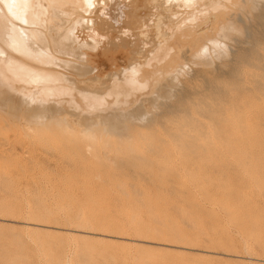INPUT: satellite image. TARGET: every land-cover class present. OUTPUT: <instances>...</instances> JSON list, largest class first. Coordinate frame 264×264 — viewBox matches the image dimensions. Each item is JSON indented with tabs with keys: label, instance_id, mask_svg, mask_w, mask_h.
Segmentation results:
<instances>
[{
	"label": "rangeland",
	"instance_id": "obj_1",
	"mask_svg": "<svg viewBox=\"0 0 264 264\" xmlns=\"http://www.w3.org/2000/svg\"><path fill=\"white\" fill-rule=\"evenodd\" d=\"M124 1L126 3V0ZM137 1H138V9H139V10L137 9L138 13L136 10L134 13L132 12L128 13V11L127 12L125 11L126 14H123V19L124 20L126 19L127 23L126 22L123 23L124 20L121 18L123 21H120V25H119L118 23L119 20L117 21L118 23L117 24L115 23V20H113V18L110 19L112 20L110 23H113V24H112V28L109 31V36L111 35L110 36L111 41L108 46H107L106 40L104 39L105 37H103V33H98L99 31L96 30V26H95V29H93L94 28L92 26L93 24H89L88 22H86V20L84 21L82 19L84 17L83 14H85L86 17L84 18L87 20L90 19L92 16L89 13L90 8L87 7V4H84V10L87 11V8H88V13H85V11L79 12L81 16L83 15L82 17L78 15H73L72 13H67L65 9L59 10L58 12L59 14L56 13L57 15L55 14V12H53L52 13L53 15L51 16L52 18L51 20L53 21V23L56 20H58L55 22L56 25L54 24L56 27L53 25L52 21H50L49 24L48 22L47 24L41 23L39 19L46 20V16L40 15L37 10L36 11H34V9L25 10L26 13L23 12L24 14H22V16H20L18 19H23V20L25 19V21L28 23V24L26 23V26L24 27H26L28 34L31 36L33 40L32 42L33 46L35 42V46L33 48L36 52L34 51V53L37 54L38 56L37 55L35 56H37V58L40 59V62L30 61V63L32 65L33 63H35L34 64L35 67H37L36 65H39L40 67H37V69L39 68L41 71H47L49 69L48 70L49 75L51 72L52 76L57 74L56 76L59 77V79H63V78L67 79L65 83L69 82L71 84H77V80H79V78L80 80L84 79L83 81L84 83L85 82L86 83L84 84V86L82 85L81 88L85 92H88V91L92 92L91 91L92 89H89L88 86H90V84H92L94 81H97L99 79L103 87H109L111 80L113 78H118V77L120 79L125 78L124 75L125 73H127L128 68L130 70H137L136 67H138L141 64H144L143 62L145 61H149L152 56V52L157 47H159L160 45L166 42V41L163 42L166 38L157 34L155 30L156 29L155 28L156 19L154 18H157L158 15H160L161 13V16L163 18L162 20L164 21V19L166 18V20L169 22V23H166L167 21L165 20L164 21L165 23L161 21V24H160V27H162L161 29H163V30L160 29L161 32H163V35L164 33L165 35L167 34L165 37L168 38V36H170L174 30L173 29L174 27L170 26L171 20L172 22L174 21V18H172L173 17L172 15L170 17V14L165 12L164 10H161L159 5L148 6V3L146 0H137ZM115 3H116L115 0H113L112 6H114ZM164 4L165 6H168L169 5L168 0H165ZM173 4H176L177 6ZM173 4H172V8L174 6L176 8L175 7H174L175 9L173 8L174 13L172 14L180 13L181 12L180 10L182 11L187 10L185 6L184 5H183L184 7L181 6L179 2L177 3L174 2ZM102 11H103V8L98 12L101 16L104 15ZM167 14H169V17L171 19L168 18ZM87 16L90 18H88ZM126 17H128V19ZM60 18H61V21H59ZM102 18L105 19V16H103ZM134 20H137V21H134ZM143 20L145 22L141 24V21ZM128 21L130 22L129 24H128ZM141 26L142 28H140ZM27 27L30 29H28ZM40 27L42 31H44V33L41 32ZM59 27H60V30H58ZM11 28H12V31L15 30L13 31V33L11 31ZM52 28L54 29V31H52L53 30ZM0 29H1L0 30V36H1L0 45L3 46V47L0 46V52L2 53L4 50L9 51L10 47L12 46L15 47L18 44L17 36L19 32L17 31L18 26L9 27V29L5 27H0ZM2 29L5 34L2 32ZM31 30L32 31L37 30L36 31L37 35L35 32H32ZM56 30H58L57 31L58 33L56 32ZM120 30H124L126 32L121 34ZM7 31L9 32L11 31L12 35L11 33H8ZM141 31L142 33L146 34L145 37H143V35L141 34ZM6 32L8 34H6ZM32 33L35 35L33 36ZM92 33L96 34L95 37L94 35H92ZM5 35L7 38L5 37ZM38 35H40V37H36ZM117 35L118 36L122 35V36L118 37ZM2 36L4 37V39H2L3 38ZM8 36L9 37L11 36L10 38H11V41L13 40L12 42H14V45L12 44L10 39H8L9 38ZM46 37L49 38L48 39L49 41L46 39ZM37 38L39 39L37 40ZM53 38L54 39L57 38L56 41H54ZM6 39L7 41H4ZM84 39L85 41H83ZM57 41H59V43L61 42L62 44L60 43L61 45H59ZM80 41L83 44L80 43ZM6 42L8 43L11 42V43L8 44ZM38 42H40V44ZM263 42H264V31H263ZM23 44L24 42L22 43L19 42L18 47L19 48L25 47V45ZM40 45L42 48L40 47ZM155 45L157 47L154 48ZM49 47H51V49ZM110 48H112L113 50ZM51 50L52 52L59 51L57 56L60 57V59L62 60L64 58H65V61L67 62L70 61L71 58L72 60L65 64L60 63L57 60L58 57H55L56 55L53 56L52 53L49 52ZM37 51L39 52L41 51L45 53L44 55H40V53H37ZM64 51L66 53H64ZM110 51L112 53L115 51L116 53L114 52L112 54ZM60 52H61V55L59 54ZM92 52L93 53L99 52V55L93 54ZM105 52L106 53L108 52L107 54L109 55H107ZM46 55L49 57H47ZM89 57L91 58V61H94V62L91 63V61L89 60L90 59ZM101 59L103 61H101ZM74 60H76L77 62ZM97 60L99 61V63ZM23 61L29 63L28 60L24 59ZM78 61H79V64H78L79 66L77 65ZM44 63H47V64H44ZM63 65L64 67H62ZM58 66H60V68ZM66 66L69 68H66ZM41 67L42 68L44 67L45 69L43 68L44 69L43 70ZM50 67L51 68L54 67L57 70L56 73L55 71H53L55 69L50 70ZM196 67L198 68V65ZM87 68L90 70H88ZM241 68L238 69V72H240L242 76L244 77L242 78L243 81H239L237 86L226 85L227 87L224 86L222 89L224 91L223 92L224 100L225 102L226 101L227 102L226 103L224 102L223 104L224 108L222 107L223 109H220L221 110L220 112H216L217 111L216 109H218L216 105L215 106L212 105L210 101L206 102L208 103L207 105L208 107L207 106L204 107V109L206 108L205 109L206 111L203 112V115L206 114L204 122H207V123H205L204 127H201L202 124L200 125V123H198V129H199L198 130V144L199 145L197 149L194 147L195 140H194L193 134L195 133L194 132L195 130H193L194 129L193 125H191V127L188 128L191 131L192 138L189 137L188 140L186 141L183 139L184 141L181 142L182 146L181 145L177 146L175 152L170 149V143L172 142L171 140L167 142L165 139L161 140L160 138H158V139H155L157 142L155 141V143L151 145V147H148V144H147L148 140L145 139L143 141L145 135L143 134L142 137L138 135L139 137L136 138V145L139 147V150L137 153V159L140 160L139 163H141L143 166L144 165L146 166V169H145V166L144 167L142 166L140 168L141 170L139 168L137 169L134 167V164L130 162L128 163L122 162V163L117 164L115 167L107 166L108 167L107 168L106 167L107 164H105V162L103 161L104 159L101 157L102 156L101 154L102 153V150H101L102 142H99L97 145H94V148L97 146V148H95V150L97 151V154L94 149H93L94 151H92L94 156H97V158H99L98 159L99 161H96L94 160V156L92 157V155H91L92 158L89 159L90 157L88 155L89 153L87 154V152H84L85 150H83V145L80 144L81 143L80 139H78L76 142V137L78 134H80L78 133L80 131L79 129H81L85 125L87 127H89V125H92L93 123L92 120L94 118L93 116L95 115V113L101 114L102 116H106V114H110L109 115L110 119H108V123H109L108 126L115 127V125L118 124L116 128L118 130L120 129L119 131H122L121 129L123 128L120 126L122 125L121 119L125 118V117L120 118L118 117L119 115L125 114V112H130L132 113L133 117L131 115L130 116L127 115V117L130 121L134 122L136 120L135 118L140 119L141 116L145 117L149 113H154L156 110L153 109L154 112H151L153 110L150 109V106L152 105L151 103L153 102L152 94L155 93L156 96H160L161 98L163 96V99H165L168 95L170 96L171 92L167 90L169 89L167 88L169 84V80L171 81L169 77L173 79L176 73L170 72L168 73V75L166 74L167 75L166 76L165 73L163 72V74H161L160 76L161 81H159L154 86L152 85L153 83L149 84L148 89L140 91V93L136 94V96L138 97V101L137 103H135L136 105L134 103L131 104V99L129 98L125 100L122 98L121 99L119 98L117 101H114L113 99H110V98H106V101L108 100L107 102L108 106L97 107L96 110L95 109L92 110L93 112L89 110L86 112V114H84L80 110L75 109L73 106L69 108L63 103L58 104V101H57L58 99H55V100L50 99L49 104L45 105L42 108V111L45 112L46 110H51L54 108V106L55 108L53 110L56 112L57 111L69 112V110L70 112L75 111V113L69 112V114H72V116L75 114L74 115L75 117L73 119L75 121L76 120L79 121V122L76 121L79 123L77 125V127H79L77 128L78 132L76 130V134L72 135V137L71 136L66 137L63 135L62 136L60 135L61 136L60 137L58 135L59 133L58 134L56 133L55 135L53 134L55 138H57L58 142H56L57 140H55V138H52L53 135L51 134L52 136L51 137L48 136L47 138H51L54 140L48 139V142H46L47 138H45L46 140L45 139L41 140L40 138H38V140L40 139L39 141H42V143L40 142L39 143L40 145H37L38 144L37 142H39V141H36L37 138L34 139L32 137L30 138L31 141L27 140V138L29 137L23 134L24 131L20 129L21 127L19 128L18 122L16 120L14 119L13 120H10V119L3 120L4 122L0 123V125L3 126V128H1L2 126H0V130H1L0 131L1 133L0 142L2 144V145L0 144V147H1L0 148L1 149L0 150V182H1L0 183L1 185L0 186V264H264V90H262L261 85H258L257 87V85H252V83H248L249 78L252 76L251 75L252 69L250 67L243 66ZM67 69L71 71L68 72ZM130 70H128V72ZM72 71L74 75H72ZM86 71H88L87 74H86ZM89 71H91L90 74H89ZM247 71H248V74H247ZM65 72L66 73L68 72L67 75H65L66 74ZM186 72L190 73V70L187 68ZM77 73H79V75ZM83 73L86 75L84 76ZM18 75L19 74H16L17 77ZM75 76L77 80H75ZM90 77L94 79H91ZM104 77L105 79H103ZM72 78H74L73 81H72ZM167 78H168V81H167ZM107 79L109 82L107 81ZM164 80L166 81L167 85L164 84L165 82ZM105 81H107L108 83L106 84ZM104 83L106 86H104ZM158 84H161V85L159 86ZM162 84H164V86L166 85L165 86L166 90L163 89L165 87ZM27 86L28 87H26L25 84L22 85V83H20L17 86L12 87V89L9 86L1 87L0 88V102H1L0 105L1 106L4 105L3 107L7 111L9 109L8 111L9 113H13V110H14L16 113V114L14 113V116H18L20 114L21 115L20 117H23L22 113L23 114L25 113V115L26 114L29 115V113L30 114L33 113L32 109L36 110L37 108L36 106L37 102H35V100H34L35 105L32 104L34 103L33 97H35L36 91H37L36 96L39 95L41 92L38 91L37 89H32L30 85H27ZM157 86H159V89ZM84 87L85 88L87 87L86 90ZM3 88H5V90L7 88L8 90L4 92ZM17 89H20V90L17 91ZM26 89L32 92L30 93L31 95L28 94L29 92ZM161 89L163 90L162 92H161ZM78 90L81 92H84L81 89H78ZM7 92H11V93H7ZM158 92L161 95L158 94ZM13 93H15L14 98L16 100L13 98ZM25 93L28 95V97L30 96L29 97L30 99H28ZM260 93L262 95H260ZM6 94H8V96H6ZM17 96H20L18 97V100H17ZM169 96H168V100H171ZM5 97H7L8 100H6L7 98L5 99ZM10 100L12 101V105H13L12 108H9L10 106H12L10 105ZM21 101H25V102L22 103ZM13 102H15L14 103L15 105L13 104ZM19 103L20 105L23 104L22 107L18 105ZM79 103L83 108L88 107L87 104L82 102L81 99ZM138 104L140 105L142 104L141 107ZM147 104H150V106ZM7 105L9 106L8 108H7ZM109 105H111L112 109L110 108ZM19 106L20 108H17ZM23 106H27V107L23 108ZM28 107L29 109L30 107L32 109L28 110ZM225 109L226 110L228 109V110L226 111ZM27 111H31V112L27 113ZM78 111L79 113H77ZM207 111L209 112L208 114L206 113ZM76 115H79V116L77 117ZM111 115L113 116V118ZM82 117L84 118V120ZM114 117H116L117 120L120 118L119 119L120 121L115 120ZM80 120L82 123L80 122ZM11 121H14L13 122L14 124H11ZM15 122L17 124H15ZM211 122L214 124H212ZM12 125L17 126L18 129L16 132H15L16 126H12ZM210 125L212 126L211 129L209 127ZM205 127L207 128L205 129ZM203 128L205 129V131L203 130ZM225 128L227 129L225 130ZM216 130H220V131L217 132ZM199 132L201 134H205L206 137L205 135H203L202 136L203 139H201L200 137L201 134L199 135ZM208 132L209 134L212 135V136L210 135L211 137H213L212 139L209 135L208 136L210 139L207 137L206 133ZM222 132L223 134H221ZM21 136L24 138L26 136L25 139L28 142L26 140L23 141L24 138H22ZM79 136L80 135H78V138H80ZM59 137H60V140H59ZM62 137L63 138L65 137L64 142L62 141L63 140ZM68 137L71 139H69ZM19 138L22 140H20ZM218 138L220 141L218 140ZM144 142H146L147 145ZM188 142L190 143L188 144ZM228 142L230 145H228ZM65 143H68V144L66 145ZM203 143L205 144L203 145ZM31 144H33V146ZM79 144L81 145V147ZM61 145H63L64 147ZM31 146L32 148H30ZM48 146L51 148V150ZM224 146H226L227 148ZM230 146L231 148H229ZM186 147L188 148L187 150H186ZM219 147L221 148V150ZM243 147L245 149H243ZM20 148L22 149L20 150ZM62 148L63 149L65 148V149L63 150ZM153 148L156 150L157 155L160 157V160H163V161L166 160L164 165L157 164L152 168L150 167V164H148L147 166L148 162L146 159V155L148 153V149H153ZM179 148H182V149H179ZM40 149H44V150H40ZM1 152H4V153H1ZM26 152L27 153L29 152V153L27 154ZM61 153L64 155L62 156ZM109 154H113V153H109ZM66 155H68V157ZM243 156H245L246 158ZM59 158L60 160H57ZM28 163L30 164V166ZM33 163H35V165ZM26 164L28 166H26ZM178 166H179V170H178ZM166 167H168V169ZM172 168L173 169L175 168V169L173 170ZM77 169H78V172H77ZM143 170L146 172H144ZM4 172H5V175H4ZM93 173L95 175V178L93 177L94 176ZM151 173L152 175H150ZM9 174H11L10 178H9ZM98 175H99V178H98ZM33 178L35 179V181ZM149 178L151 180H149ZM115 181H117L118 183ZM153 181L155 183H153ZM21 182H23L24 184L23 183L21 184ZM119 184L120 186L122 185L121 189L123 188V186L125 187L123 189L126 192L123 189H122L123 191L120 189V187L118 186ZM116 185L118 186V189L116 188L117 187ZM91 186L93 187V189ZM99 186L100 188H98ZM109 186H110V189L108 188ZM131 186L133 189L132 193L130 189ZM39 189H40V192H39ZM90 189H91V192H90ZM22 190L23 191L25 190L24 191L25 193ZM17 191H20V192H17ZM120 191L123 193L125 192L124 193L125 195L122 194ZM136 191L139 192V197L135 196L137 195ZM132 194H135L134 197H136V200ZM36 196L38 197L36 198ZM128 197L130 198L128 199ZM213 197L215 199H213ZM21 199L22 201H20ZM98 200H100V202H97ZM141 200H144L145 202L143 201L141 202ZM136 201H138L139 203ZM218 201H220L221 203H224L226 206L218 204ZM141 203L142 204L144 203V204L142 205ZM139 204L142 206H140ZM176 210L180 211L181 213H179L178 211L176 212ZM79 211H80V216L77 217V215H79ZM152 213H155V214L151 215ZM183 213L185 214V216ZM180 214H183L182 215L183 218L180 217L181 216ZM79 217L87 218L89 219V222L91 219L97 220L98 222H101V220H104V219L109 220V222H112L113 228L109 229V231H106V227L102 224L99 225L98 222L95 223V226L87 228V226H85L84 221H78L76 219ZM133 217H134L135 222L131 220V218ZM157 221L159 223H157ZM185 221H187V223ZM133 222L134 224L136 223L138 224L136 225L142 231V233H136L134 231ZM173 227H177L180 229L182 237L184 236L183 242H179L174 238L173 235H175V233H171V232L168 233L167 228H173ZM155 229L156 231L158 229V232L160 231V233L162 232L161 239H155L153 237H150V235L155 234L156 232L154 231Z\"/></svg>",
	"mask_w": 264,
	"mask_h": 264
},
{
	"label": "bare ground",
	"instance_id": "obj_2",
	"mask_svg": "<svg viewBox=\"0 0 264 264\" xmlns=\"http://www.w3.org/2000/svg\"><path fill=\"white\" fill-rule=\"evenodd\" d=\"M148 3V6L151 5H159L161 10H164L165 12L170 14L173 16L172 18H174V21L172 22L171 20V25L173 26L174 30L172 32V34L170 36L165 37V33L163 35V32H161L162 27H160L161 21L164 22L166 20V18L164 19V21L162 20V16L161 13L160 15H158L156 19V26H155V30L157 32L158 35L166 38L163 42H165L164 44L160 45L159 47H157L156 45L154 46L157 47L153 52H152V56L150 58L149 61H145L143 62L144 64L141 65H136L138 67L137 70H130L128 68V70H130L127 73H125V78L120 79L118 78H113L111 80V83L109 85V87H103L100 83V79L97 81H94L92 84H90V86H88L89 89H92L88 92H85L81 86L86 83H84V79L83 80H77L76 76H75V80H77V84H71L69 82L65 83V81H67V79L63 78V79H59V77H57L56 75L52 76V73H49V69L47 71H41L39 68L37 69V67H40L39 65H36L37 67L34 66L35 63H33V65L30 63L31 62H40V59L37 58V54L34 53V46H35V42H34V46L32 44L33 40L31 38V36L28 34L27 30H26V21L25 19H18L20 16H22V14H24L23 12H25V10L27 9H34V11H38L40 15L46 16V20L43 19H39L41 23H45L49 24L50 21H52L51 16L53 15L52 13L55 12L58 13L59 10H66L67 13H72L73 15H78L81 16L79 14V12H84V4H87L85 0H0V27H5L8 28L9 27H17L18 29L17 31L19 32L17 38H18V44L15 47H10V50L6 51V50H2L3 52H0V88L4 87V86H9L14 87L17 86L18 84L22 83L26 85V87H28L27 85H30L32 89H37L38 91H40L41 93L39 95L36 96L35 93V97H33V102L35 100V102H37L36 106V110L32 109L30 107H28V110H33V113H29L25 115V113H22L23 117H20L21 115L19 114L18 116H14L15 111L13 110V113H9V109L8 111L5 110V108L3 107L4 103L2 104L3 106L0 105V123L4 122L3 120L5 119H10V120H16L18 122L19 128L22 129L24 131L23 134H25L27 137V140H30V138H37L36 141H39L40 139L44 140L45 138H47L48 136H52L53 134L55 135L56 133L60 136H71L76 134V130L77 125L79 124L78 122H76L73 118L75 117L74 115L72 116V114H69V112L67 111H63V112H59V111H54L53 109L51 110H46L45 112L42 111V108L49 104V100L50 99H58V104H65L67 107H74L77 110H80L82 113L86 114L87 111L91 110V112H93L92 110L95 109L97 107H106L108 100L106 101V98H110L113 99L114 101H117L119 98L121 99H131V104H135L138 101V97L136 96V94L140 93V91L146 90L148 89V85L152 84L153 86L156 85L159 81H161L160 76L161 74H163V72L165 73V75L168 73H176L175 77L172 79L171 77H169L171 79V81L169 80V84L168 87L169 89H167L169 92H171L169 98H171V100H168V96L165 99H163L160 96H156L155 93L152 94V98H153V102L151 103L152 105L150 106V104H147L150 106L151 110H156L154 113H149L147 114V116L143 117L141 116V118H134L135 123L130 121L127 117V115H131L132 113L130 112H125V114H121L118 117H125V121L124 119L122 120V125H120L121 127H123L121 130L119 131L116 127L118 126V124H114L115 127H111L108 126V119H110L109 115L110 114H106V116H102L101 114H96L93 116V123L92 125H89V127H81V129H79L80 131L77 132L80 133L78 135H80L78 138V135L76 137V142L78 139H80L81 143L83 145V150H85L84 152H87V154L90 156L89 159H91L94 154L92 153V151L95 150V148H97V146L94 148V145H97L99 142H102L101 144V150H102V158L104 159L103 161L105 162L106 167H115L117 164L122 163V162H130L134 164L135 168H141L143 165L141 163H139L140 160L137 159V153L139 150V147L136 145V138H138L139 136L142 137V135L144 134V139H147V144L148 147H151V145H153L155 143V139L160 138L161 140H166L167 142H169V140H171L172 142L170 143V149L172 151L175 152L176 147L181 145L182 141H186L188 140V138H192L191 135V131L188 129L189 127H191V125L194 126L195 130L193 137H194V142L195 145L194 147L197 149L198 148V123H200V125L202 124L201 127H204L205 123V115H203V112L206 111L204 109L205 106L208 105V101H210L212 103V105H216L218 107V109H216V112H220V109H223L224 107V96H223V87L228 85V86H237V84L239 83V81H243L242 78H244L242 76V74L240 72H238V69H240L241 67H250L252 69L251 71V77L249 78L248 83H252V85H261L262 90H264V42H263V31H264V0H168L169 5L165 6L164 1L165 0H146ZM161 1V2H160ZM115 5L112 6L113 0H92V3L95 5L93 8L89 9V13L91 16L88 17L90 19H85L84 17L82 18L84 21L86 20V22H88L89 24H93L92 26L94 27L93 29H95L96 26V30H98V33H103V37H105L104 39L106 40L107 46L110 44L111 38L109 36V31L112 28V24L110 23L112 20H110L111 18H113V20H115V23H117V21L119 20V25H120V21H123V14H126V12H132L134 13L137 9H138V1L137 0H126V3L124 0H115ZM160 2V3H159ZM174 2H179L181 6H185L186 11H182L180 13L177 14H172L173 12V7L172 8V4ZM146 4V3H145ZM176 5V4H173ZM177 6V5H176ZM183 6V7H184ZM103 8V13L105 16V19L102 18L103 16H101L98 12ZM156 8V7H155ZM176 8V7H175ZM174 8V9H175ZM180 8V7H179ZM182 8V7H181ZM149 9V8H148ZM178 9V8H177ZM176 9V10H177ZM139 10V9H138ZM137 10V13H138ZM156 10V9H155ZM33 11V12H34ZM126 11V12H125ZM152 11V10H151ZM150 11V12H151ZM159 11V10H158ZM157 11V12H158ZM156 12V11H155ZM162 12V11H161ZM179 12V11H178ZM3 13V14H2ZM26 13V12H25ZM85 13H88V8L87 11H85ZM127 13V14H128ZM59 14V13H58ZM61 14V13H60ZM168 15V18L169 17ZM26 15V14H25ZM36 15V14H35ZM57 15V14H56ZM66 15V14H65ZM82 15V16H83ZM27 16V15H26ZM67 16V15H66ZM71 16V15H70ZM69 16V17H70ZM81 16V17H82ZM128 16V15H127ZM25 17V16H23ZM36 17V16H35ZM34 17V18H35ZM38 18V17H37ZM59 18V16H58ZM57 18V19H58ZM123 20H122V19ZM128 19V17H126ZM135 18V17H134ZM65 19V18H63ZM70 19V18H69ZM72 19V18H71ZM75 19V18H74ZM131 19V18H130ZM136 19V18H135ZM171 19V18H170ZM169 19V21H170ZM12 20V21H11ZM67 20V19H66ZM76 20V19H75ZM110 20V21H109ZM146 20V19H145ZM58 21V20H56ZM55 21V22H56ZM59 21H61V18L59 19ZM65 21V20H64ZM70 21V20H69ZM68 21V22H69ZM72 21V20H71ZM137 21V20H134ZM154 21V20H153ZM167 21V20H166ZM53 23V25L56 23ZM127 23V20L125 19L123 21V23ZM145 21H141V24H143ZM66 23V22H64ZM72 23V22H71ZM117 23V24H118ZM130 22L128 21V24ZM150 23V22H149ZM165 23V22H164ZM166 23H169L168 21ZM28 24V23H27ZM58 24V23H57ZM34 25V24H33ZM54 25V26H55ZM65 25V24H63ZM87 25V24H86ZM41 26V25H40ZM47 26V25H46ZM60 26V25H59ZM62 26V25H61ZM79 26V25H78ZM115 26V25H114ZM118 26V25H117ZM150 26V25H149ZM167 26V24H166ZM29 27V26H28ZM27 27V28H28ZM56 27V26H55ZM126 27V26H125ZM165 27V26H164ZM48 28V27H47ZM66 28V26H65ZM69 28V27H68ZM87 28V27H86ZM117 28V27H116ZM142 28V26L140 27ZM145 28V27H144ZM15 29V28H14ZM30 29V28H28ZM33 29V28H32ZM35 29V28H34ZM38 29V28H36ZM53 29V28H52ZM51 29V30H52ZM58 29V28H56ZM63 29V28H61ZM89 29V28H88ZM92 29V27H91ZM115 29V27H114ZM113 29V30H114ZM161 29V30H160ZM165 29V28H164ZM1 30V29H0ZM7 30V29H6ZM41 32L44 33V31H42L41 27H40ZM50 30V31H51ZM60 30V27L59 29ZM56 30V32L58 31ZM87 30V29H86ZM125 30V29H124ZM124 30H120L121 34L125 33L126 31ZM143 30V29H142ZM12 31V28H11ZM11 31H7L8 33H11ZM15 31V30H13ZM12 31V33H13ZM16 31V33H17ZM32 31V30H31ZM37 31V30H36ZM36 31H32L35 32ZM47 31V29H46ZM45 31V32H46ZM54 31V29L52 30ZM128 31V30H127ZM3 32V29H2ZM6 32V34H8ZM49 32V31H48ZM55 32V34H56ZM67 32V31H66ZM80 32V31H79ZM85 32V31H84ZM93 32V31H92ZM118 32V31H117ZM4 33V32H3ZM11 33V35H12ZM31 33V32H30ZM58 33V32H57ZM63 33V32H62ZM78 33V32H77ZM89 33V32H88ZM113 33V32H112ZM5 34V33H4ZM33 34V33H32ZM41 34V33H40ZM46 34V33H45ZM44 34V35H45ZM54 34V35H55ZM64 34V33H63ZM80 34V33H79ZM85 34V33H84ZM143 37L146 36V34L142 33ZM2 35V34H1ZM35 34H33L34 36ZM37 35V33H36ZM95 35L96 34H93ZM125 35V34H124ZM127 35V34H126ZM129 35V34H128ZM157 35V36H158ZM51 36V34H50ZM59 36V35H58ZM67 36V35H66ZM101 36V34H100ZM118 36V35H117ZM122 36V35H119ZM118 36V37H119ZM1 37V36H0ZM3 37V36H2ZM6 37V35H5ZM9 37V36H8ZM11 37V36H10ZM10 39L11 41V38ZM13 37V36H12ZM36 37H40V35L36 36ZM45 37V36H44ZM49 37V35H48ZM63 37V36H62ZM68 37V36H67ZM87 37V35H86ZM98 37V36H97ZM125 37V36H124ZM148 37V36H147ZM161 37V38H162ZM7 38V37H6ZM42 38V37H41ZM64 38V37H63ZM80 38V37H79ZM121 38V37H120ZM119 38V39H120ZM131 38V37H130ZM141 38V37H140ZM158 38V37H157ZM163 38V39H164ZM4 39V37L2 38ZM39 38H37L38 40ZM46 39L48 40L49 38L46 37ZM54 39V38H53ZM57 38L54 39V41H56ZM65 39V38H64ZM118 39V38H117ZM126 39V38H125ZM124 39V40H125ZM154 39V38H153ZM159 39V38H158ZM42 40V39H40ZM66 40V39H65ZM100 40V39H99ZM133 40V39H132ZM146 40V39H145ZM4 41H7L4 40ZM13 41V40H12ZM11 41V42H12ZM49 41V40H48ZM51 41V40H50ZM85 41V39L83 40ZM91 41V40H90ZM134 41V40H133ZM159 41V40H158ZM9 42V40H8ZM6 42V43H8ZM10 42V43H11ZM19 42H24L23 45H25V47L23 48H19ZM53 42V41H52ZM59 45H61L59 43V41H57ZM98 42V40H97ZM162 42V43H163ZM4 43V42H3ZM8 43V44H10ZM40 44V42H38ZM36 43V44H38ZM55 43V42H54ZM80 43H82L80 41ZM1 44V43H0ZM12 44L14 45V42H12ZM47 44V43H46ZM57 44V43H56ZM57 44V45H58ZM66 44V43H65ZM83 44V43H82ZM91 44V43H90ZM128 44V43H127ZM216 44H223L224 47L227 49V54L226 55H218L217 54V49H215V45ZM6 45V44H5ZM51 45V44H50ZM71 45V44H70ZM78 45V44H77ZM92 45V44H91ZM125 45V44H124ZM134 45V44H133ZM152 45V44H151ZM2 46V45H0ZM54 46V44H53ZM65 46V45H63ZM69 46V44H68ZM93 46V45H92ZM96 46V45H95ZM113 46V45H112ZM3 47V46H2ZM1 47V49H2ZM41 47V45H40ZM52 47V46H51ZM51 47H49L51 49ZM75 47V46H74ZM101 47V46H100ZM114 47V46H113ZM112 47V48H113ZM116 47V45H115ZM127 47V46H126ZM42 48V47H41ZM48 48V47H47ZM63 48V47H62ZM76 48V47H75ZM110 48V49H112ZM131 48V47H130ZM143 48V47H142ZM152 48V47H151ZM149 48V49H151ZM5 49V48H4ZM58 49V48H57ZM84 49V48H83ZM116 49V48H115ZM40 50V49H39ZM43 50V49H42ZM41 50V51H42ZM53 50V49H52ZM51 52L53 56L58 57V52L59 51H54ZM56 50V49H55ZM66 50V49H65ZM96 50V48H95ZM113 50V49H112ZM118 50V49H117ZM143 50V49H142ZM205 50H207L205 52ZM39 52L37 51V53H40V55H44L45 52ZM70 51V49H69ZM98 51V50H97ZM116 51V50H115ZM114 51V52H115ZM36 52V51H35ZM48 52V50H47ZM78 52V51H77ZM87 52V51H85ZM96 52V51H95ZM111 52V51H110ZM113 52V53H114ZM149 52V50H148ZM64 53H66L64 51ZM70 53V52H69ZM90 53V52H88ZM93 53V52H92ZM91 53V54H92ZM106 53V52H105ZM108 53V52H107ZM106 53V54H107ZM112 53V52H111ZM112 53V54H113ZM116 53V52H115ZM133 53V52H132ZM61 55V52L59 53ZM75 54V53H74ZM87 54V53H86ZM90 54V55H91ZM96 55H99V52L97 53H93ZM37 55V56H35ZM50 55V54H49ZM64 55V54H63ZM70 55V54H69ZM78 55V54H77ZM89 55V54H88ZM109 55V54H107ZM132 55V54H131ZM140 55V54H139ZM143 55V54H142ZM149 55V54H147ZM151 55V54H150ZM198 55V56H197ZM47 56V55H46ZM44 56V57H46ZM71 56V55H70ZM106 56V55H105ZM111 56V55H110ZM40 57V56H39ZM42 57V56H41ZM49 57V56H47ZM92 57V56H91ZM103 57V56H102ZM142 57V56H141ZM149 57V56H148ZM63 58V57H62ZM74 58V56H73ZM90 58V57H89ZM94 58V57H93ZM28 60V62H25L23 60ZM43 59V58H42ZM87 59V58H86ZM108 59V58H107ZM111 59V58H110ZM45 60V59H44ZM56 60V59H55ZM57 60L60 63H68L70 61H65V58L62 60L60 59V57L57 58ZM69 60V59H68ZM91 61V58L89 59ZM94 60V59H93ZM143 60V59H142ZM49 61V60H48ZM76 61V60H74ZM73 61V62H74ZM86 61V60H85ZM98 61V60H97ZM101 61H103L101 59ZM108 61V60H107ZM113 61V60H112ZM55 62V61H54ZM77 62V61H76ZM94 61H91V63ZM96 62V61H95ZM106 62V61H105ZM109 62V61H108ZM107 62V63H108ZM48 63V62H47ZM44 63V64H47ZM99 63V61H98ZM37 64V63H36ZM39 64V63H38ZM51 64V63H49ZM75 64V63H74ZM79 64V61L77 63V65ZM82 64V63H81ZM80 64V65H81ZM85 64V63H84ZM96 64V63H95ZM106 64V63H105ZM57 65V64H56ZM61 65V64H60ZM86 65V64H85ZM94 65V64H93ZM92 65V66H93ZM101 65V64H100ZM103 65V64H102ZM198 65V68L196 67ZM79 66V65H78ZM104 66V65H103ZM111 66V65H110ZM49 67V66H48ZM55 67V65H54ZM51 68L55 69V68ZM57 67V66H56ZM60 68V66H58ZM64 67V65L62 66ZM91 67V66H90ZM98 67V66H97ZM132 67V66H131ZM240 67V68H239ZM42 68V67H41ZM44 68V67H43ZM42 68V69H43ZM66 68H69L66 66ZM96 68V67H95ZM187 68L190 70V73H187L189 71L186 72ZM45 69V68H44ZM43 69V70H44ZM63 69V68H62ZM61 69V71H62ZM72 69V68H71ZM77 69V67H76ZM81 69V68H80ZM88 69V68H87ZM86 69V70H87ZM132 69V68H131ZM242 69V68H241ZM65 70V69H64ZM68 70V69H67ZM66 70V71H67ZM74 70V69H73ZM85 70V69H83ZM90 70V69H88ZM95 70V69H93ZM248 70V69H247ZM56 73V69L53 70ZM71 70H68V72ZM123 71V70H122ZM67 72V73H68ZM91 71H89L90 74ZM101 72V71H100ZM126 72V71H124ZM244 72V71H243ZM54 73V74H55ZM62 73V72H60ZM66 73V72H65ZM67 73L65 75H67ZM71 73V72H70ZM75 73V72H74ZM88 73V71H86V74ZM98 73V72H97ZM95 73V74H97ZM16 74H19L18 77L16 76ZM76 74V73H75ZM79 75V73H77ZM84 74V73H83ZM84 74V76L86 75ZM108 74V73H107ZM246 74V72H245ZM248 74V71H247ZM72 75L73 71H72ZM81 75V74H80ZM94 75V74H93ZM122 75V74H121ZM166 75V76H167ZM60 76V75H59ZM71 76V75H70ZM91 76V75H90ZM118 76V74H117ZM120 76V75H119ZM123 76V77H124ZM165 76V77H166ZM65 77V76H64ZM88 77V76H87ZM95 77V76H94ZM115 77V76H114ZM69 78V77H67ZM71 78V77H70ZM85 78V77H84ZM91 78V77H90ZM109 78V77H108ZM164 78V77H163ZM248 78V77H247ZM74 78H72L73 81ZM88 79V78H87ZM94 79V78H91ZM105 79V77L103 78ZM165 79V78H164ZM74 80V81H75ZM110 80V79H109ZM166 80V79H165ZM164 80V81H165ZM89 81V80H88ZM108 81V79H107ZM105 81V83L107 84L108 82ZM168 81V78H167ZM73 83V82H72ZM76 83V82H75ZM91 83V82H90ZM100 83V84H99ZM104 83V86H106ZM168 83V82H167ZM164 84H166V81L164 82ZM164 84H162L164 86ZM242 84V83H241ZM79 85V86H78ZM159 86L161 84H158ZM167 85V84H166ZM165 85V86H166ZM240 85V84H239ZM101 86V87H100ZM159 86L158 89H159ZM164 86V87H165ZM246 86V85H245ZM156 87V88H157ZM162 87V86H161ZM227 87V86H226ZM241 87V86H240ZM244 87V86H243ZM252 87V86H251ZM30 88V87H29ZM28 88V89H29ZM85 88V87H84ZM87 88V87H86ZM85 88V90H86ZM163 88V87H162ZM230 88V87H229ZM256 88V87H255ZM260 88V87H259ZM4 92H6V90H8L6 88H3ZM28 89H26L28 91ZM31 89V90H32ZM78 89L83 90L84 92L79 91ZM166 90V87L163 88ZM238 89V88H237ZM20 89H17V91ZM25 90V91H26ZM30 90V89H29ZM100 90V91H98ZM102 90V91H101ZM164 90V92H165ZM228 90V89H227ZM245 90V89H244ZM256 90V89H255ZM156 91V89H155ZM158 91V90H157ZM160 91V90H159ZM163 90L161 89V92ZM2 92V91H1ZM30 93H32L31 91H28ZM90 92V93H89ZM226 92V91H225ZM229 92V91H228ZM235 92V91H234ZM7 93H11V92H7ZM27 93V92H26ZM25 93V95H27ZM34 93V92H33ZM144 93V92H143ZM146 93V92H145ZM233 93V92H232ZM254 93V92H253ZM15 93H13V98ZM17 94V92H16ZM158 94H160L158 92ZM163 94V93H162ZM227 94V93H226ZM242 94V93H241ZM252 94V93H251ZM4 95V94H2ZM21 95V94H20ZM24 95V94H23ZM31 95V94H30ZM34 95V94H33ZM32 95V96H33ZM143 95V94H142ZM161 95V94H160ZM234 95V94H233ZM260 95H262L260 93ZM6 96H8V94H6ZM22 96V95H21ZM139 96V95H138ZM235 96V95H234ZM259 96V95H258ZM12 97V96H10ZM17 96V100H18ZM28 97V95H27ZM30 97V96H29ZM28 97V99H30ZM232 97V96H231ZM241 97V96H240ZM249 97V96H248ZM7 97H5L6 99ZM32 98V97H31ZM150 98V97H149ZM237 98V97H236ZM263 98V97H262ZM261 98V99H262ZM4 99V100H5ZM15 99V98H14ZM13 99V100H14ZM80 99L82 100V102L87 104V108H83L79 101ZM146 99V98H145ZM256 99V98H255ZM260 99V98H259ZM8 100V98L6 99ZM16 100V99H15ZM14 100V101H15ZM23 100V98H22ZM143 100V99H141ZM149 100V99H147ZM3 101V100H2ZM122 101V100H121ZM145 101V100H144ZM241 101V100H240ZM258 101V100H257ZM22 103L25 101H21ZM20 102V103H21ZM35 102L32 103L35 105ZM113 102V101H112ZM227 102V101H226ZM225 102V103H226ZM231 102V101H230ZM235 102V101H234ZM262 102V101H261ZM1 103V102H0ZM15 102H13L14 104ZM20 103L18 105H20ZM83 103V104H84ZM121 103V102H120ZM125 103V102H123ZM122 103V104H123ZM148 103V102H147ZM233 103V102H232ZM242 103V102H241ZM245 103V102H244ZM258 103V102H257ZM6 104V103H5ZM29 104V103H28ZM146 104V103H145ZM237 104V103H236ZM9 105V103H8ZM7 105V108L9 107ZM10 105H12V101L10 100ZM15 105V104H14ZM23 105V104H22ZM22 105H20L22 107ZM25 105V104H24ZM33 105V106H34ZM52 105V104H51ZM115 105V104H114ZM136 105V104H135ZM140 105V104H138ZM137 105V106H138ZM142 105V104H141ZM140 105V107H141ZM144 105V103H143ZM146 105V106H147ZM211 105V106H212ZM6 106V105H5ZM17 106V105H16ZM17 107V108H20ZM111 108V105H109ZM213 106V108H214ZM238 106V105H237ZM12 106H10L9 108H12ZM27 107V106H23ZM47 107V106H46ZM53 107V106H52ZM58 107V106H56ZM113 107V106H112ZM123 107V106H122ZM136 107V106H135ZM208 107V106H207ZM223 107V108H222ZM22 108V109H23ZM35 108V107H34ZM61 108V107H59ZM58 108V109H59ZM143 108V107H142ZM141 108V109H142ZM235 108V107H233ZM26 109V108H25ZM46 109V108H45ZM88 109V110H87ZM112 109V108H111ZM149 109V110H150ZM210 109V108H209ZM208 109V110H209ZM231 109V108H230ZM6 112H5V111ZM44 110V109H43ZM57 110V109H55ZM62 110V109H61ZM68 110V109H67ZM101 110V109H100ZM105 110V109H104ZM110 110V109H109ZM211 110V109H210ZM226 110V109H225ZM228 110V109H227ZM226 110V111H227ZM233 110V109H232ZM23 111V110H22ZM214 111V110H213ZM231 111V110H230ZM26 112V111H25ZM31 112V111H27ZM90 112V113H91ZM95 112V111H94ZM98 112V111H96ZM21 113V112H19ZM70 113H75V111L70 112ZM79 113V111L77 112ZM207 114L209 113L208 111L206 112ZM215 113V112H213ZM16 114V113H15ZM114 114V113H113ZM153 114V115H151ZM225 114V113H224ZM25 115V116H24ZM214 115V114H213ZM220 115V114H219ZM227 115V114H226ZM233 115V114H232ZM77 117L79 115H76ZM83 116V115H82ZM88 116V115H87ZM91 116V115H90ZM112 116V115H111ZM230 116V115H229ZM133 117V116H132ZM215 117V116H214ZM217 117V116H216ZM232 117V116H231ZM80 118V117H79ZM78 118V119H79ZM83 118V117H82ZM92 118V117H91ZM113 118V116H112ZM119 118V119H120ZM207 118V117H206ZM211 118V116H210ZM213 118V117H212ZM220 118V117H219ZM222 118V117H221ZM115 120H117L116 117H114ZM118 119V120H119ZM225 119V117H224ZM84 120V118H83ZM113 120V119H112ZM117 120V121H118ZM212 120V119H211ZM223 120V119H222ZM231 120V118H230ZM87 121V120H86ZM89 121V120H88ZM120 121V120H119ZM208 121V120H207ZM226 121V120H225ZM6 122V121H5ZM9 122V121H8ZM14 121H11V124ZM81 122V120H80ZM85 122V121H84ZM111 122V121H110ZM219 122V121H218ZM221 122V121H220ZM227 122V121H226ZM225 122V123H226ZM82 123V122H81ZM212 123V122H211ZM239 123V122H238ZM242 123V121H241ZM8 124V123H7ZM15 124H17L15 122ZM210 124V123H209ZM214 124V123H212ZM211 124V125H212ZM224 124V123H223ZM237 124V123H236ZM244 124V123H243ZM209 126L210 129L212 126ZM218 125V124H217ZM2 126V125H0ZM9 126V125H8ZM11 126V125H10ZM12 126H16V125H12ZM119 126V127H120ZM239 126V125H238ZM217 127V126H216ZM224 127V126H223ZM226 127V126H225ZM3 128V126L1 127ZM6 128V126H5ZM13 128V127H11ZM15 128V127H14ZM207 127H205L206 129ZM17 126L15 128V132L17 131ZM188 129V130H187ZM205 129L203 128V130L205 131ZM213 129V128H212ZM216 129V128H215ZM227 128H225L226 130ZM229 130V128H228ZM1 131V130H0ZM8 131V130H7ZM20 131V130H19ZM18 131V132H19ZM217 132H219L220 130H216ZM21 132V131H20ZM203 132V131H202ZM213 132V131H212ZM225 132V131H224ZM230 132V131H229ZM205 133V132H204ZM242 133V132H241ZM52 134V135H51ZM201 133L199 132V135ZM207 137L209 138V136L211 134L206 133ZM223 134V132L221 133ZM226 134V133H225ZM228 134V133H227ZM230 134V133H229ZM1 135V133H0ZM6 135V134H5ZM53 135V136H54ZM139 135V136H138ZM205 134H201L200 137L201 139L202 136ZM209 135V136H208ZM4 136V135H3ZM17 136V135H16ZM24 136V135H23ZM25 136V138H26ZM52 138H55V136ZM60 136V137H61ZM76 136V135H75ZM212 136V135H211ZM210 136V137H211ZM231 136V135H229ZM238 136V135H237ZM244 136V135H243ZM254 136V135H253ZM22 137V136H21ZM57 137V135H56ZM59 137V140H60ZM74 137V136H73ZM206 137V135H205ZM204 137V138H205ZM224 137V136H223ZM236 137V136H235ZM245 137V136H244ZM15 138V137H14ZM24 138V137H22ZM23 139L26 140V139ZM38 138H40L38 140ZM63 138V137H62ZM61 138V140H62ZM65 138V137H64ZM64 138H63V142H64ZM69 138V137H68ZM75 138V137H74ZM213 137H211L212 139ZM225 138V137H224ZM223 138V139H224ZM241 138V137H240ZM20 139V138H19ZM48 139L50 140L51 138H47L46 142H48ZM71 139V138H69ZM184 139V140H183ZM210 139V138H209ZM222 139V138H221ZM226 139V138H225ZM238 139V138H236ZM254 139V138H253ZM22 140V139H20ZM19 140V141H20ZM26 140V141H27ZM54 140V139H51ZM55 140H57V138H55ZM75 140V139H74ZM142 140V139H141ZM140 140V141H141ZM179 140V141H177ZM193 140V139H192ZM219 140V138H218ZM227 140V139H226ZM31 141V140H30ZM35 141V142H36ZM72 141V140H71ZM69 141V142H71ZM160 141V140H159ZM220 141V140H219ZM233 141V139H232ZM3 142V141H2ZM5 142V141H4ZM18 142V141H17ZM28 142V141H27ZM42 143V141L37 142V145H40L39 143ZM58 142V140L56 141ZM74 142V141H73ZM157 142V141H156ZM165 142V141H164ZM203 142V140H202ZM218 142V141H217ZM226 142V141H225ZM33 143V142H31ZM52 143V142H51ZM138 143V142H137ZM141 143V142H140ZM146 144V142H144ZM190 142H188L189 144ZM211 143V142H209ZM223 143V142H222ZM232 143V142H231ZM241 143V142H240ZM255 143V142H254ZM1 144V142H0ZM7 144V143H6ZM48 144V143H46ZM60 144V143H59ZM66 145L68 143H65ZM71 144V143H70ZM75 144V143H74ZM79 144V145H80ZM146 144V145H147ZM183 144V143H182ZM201 144V143H200ZM205 143H203L204 145ZM233 144V143H232ZM246 144V143H245ZM2 145V144H1ZM11 145V144H10ZM33 146V144H31ZM45 145V144H44ZM53 145V144H51ZM78 145V147H79ZM162 145V144H161ZM185 145V144H184ZM193 145V144H192ZM217 145V144H215ZM220 145V144H219ZM228 145L229 142H228ZM20 146V145H19ZM30 146V145H29ZM32 146L30 148H32ZM47 146V145H46ZM60 146V145H59ZM63 146V145H61ZM69 146V145H68ZM72 146V145H71ZM100 146V145H99ZM155 146V145H154ZM159 146V145H158ZM182 146V145H181ZM189 146V145H187ZM210 146V145H209ZM5 147V146H4ZM38 147V146H37ZM49 147V146H48ZM64 147V146H63ZM81 147V145H80ZM138 147V148H137ZM145 147V146H144ZM185 147V146H184ZM206 147V146H204ZM208 147V146H207ZM226 147V146H224ZM246 147V146H245ZM251 147V146H250ZM254 147V146H253ZM1 148V147H0ZM11 148V147H10ZM19 148V147H18ZM17 148V149H18ZM23 148V147H22ZM20 148V150L22 149ZM28 148V147H27ZM40 148V147H39ZM50 148V147H49ZM60 148V147H59ZM210 148V147H209ZM217 148V147H216ZM220 148V147H219ZM227 148V147H226ZM231 148V146L229 147ZM16 149V150H17ZM34 149V147H33ZM61 149V148H60ZM63 149V148H62ZM65 149V148H64ZM63 149V150H64ZM73 149V148H72ZM75 149V148H74ZM79 149V148H78ZM82 149V148H81ZM94 149V150H93ZM157 149V148H156ZM166 149V148H164ZM182 149V148H179ZM188 148L186 147V150ZM201 149V148H200ZM240 149V148H239ZM243 149H245L243 147ZM1 150V149H0ZM4 150V148H3ZM11 150V149H10ZM40 150H44V149H40ZM47 150V149H46ZM51 150V148H50ZM49 150V151H50ZM69 150V149H68ZM141 150V149H140ZM185 150V151H186ZM212 150V149H211ZM221 150V148H220ZM62 151V150H61ZM71 151V150H70ZM73 151V150H72ZM96 151V150H95ZM100 151V150H99ZM147 151V150H146ZM184 151V152H185ZM197 151V150H196ZM203 151V150H202ZM227 151V150H226ZM229 151V150H228ZM232 151V150H231ZM242 151V150H241ZM248 151V150H246ZM17 152V151H16ZM19 152V151H18ZM60 152V151H59ZM74 152V151H73ZM181 152V151H180ZM193 152V151H192ZM209 152V151H208ZM238 152V151H237ZM4 153V152H1ZM27 153V152H26ZM25 153V154H26ZM29 153V152H28ZM27 153V154H28ZM68 153V152H67ZM109 153H113V154H109ZM201 153V151H200ZM213 153V152H212ZM239 153V152H238ZM245 153V152H244ZM62 154V153H61ZM60 154V155H61ZM86 154V155H87ZM97 154V151H96ZM177 154V153H176ZM175 154V155H176ZM181 154V153H180ZM188 154V153H186ZM204 154V153H202ZM226 154V153H225ZM231 154V153H230ZM6 155V154H5ZM64 154H62L63 156ZM84 155V154H83ZM92 155V157H91ZM100 155V154H99ZM98 155V156H99ZM161 155V154H160ZM166 155V154H165ZM171 155V153H170ZM184 155V154H183ZM208 155V154H207ZM210 155V154H209ZM222 155V154H221ZM236 155V154H235ZM234 155V157H235ZM242 155V154H241ZM3 156V155H2ZM8 156V155H7ZM20 156V155H19ZM68 157V155H66ZM81 156V155H80ZM140 156V155H139ZM177 156V155H176ZM175 156V157H176ZM206 156V155H205ZM225 156V155H224ZM238 156V155H237ZM13 157V156H12ZM47 157V156H46ZM45 157V158H46ZM61 157V156H60ZM75 157V155H74ZM84 157V156H82ZM100 157V156H99ZM188 157V156H187ZM186 157V158H187ZM245 157V156H243ZM17 158V157H16ZM24 158V157H23ZM30 158V157H29ZM34 158V157H33ZM36 158V157H35ZM64 158V157H62ZM163 158V157H162ZM165 158V156H164ZM246 158V157H245ZM15 159V158H14ZM32 159V158H31ZM69 159V158H67ZM87 159V158H86ZM99 158H97V156H94V160L99 161ZM146 159H147V166L148 164H150V167H154L157 164H162L164 165L165 161L160 160V157L157 155L156 150L153 149H148V153L146 155ZM176 159V158H174ZM7 160V159H6ZM21 160V159H20ZM23 160V159H22ZM50 160V158H49ZM57 160H60L57 159ZM71 160V159H70ZM68 160V161H70ZM73 160V159H72ZM80 160V159H79ZM88 160V159H87ZM93 160V161H94ZM171 160V159H170ZM181 160V158H180ZM186 160V159H185ZM14 161V160H13ZM32 161V160H31ZM37 161V159H36ZM35 161V162H36ZM75 161V160H74ZM77 161V160H76ZM183 161V160H182ZM187 161V160H186ZM185 161V162H186ZM241 161V160H239ZM2 162V161H1ZM52 162V160H51ZM63 162V161H61ZM80 162V161H79ZM85 162V161H84ZM146 162V161H145ZM224 162V161H223ZM21 163V162H20ZM26 163V162H24ZM31 163V162H29ZM28 163V164H29ZM37 163V162H36ZM182 163V162H181ZM16 164V163H15ZM35 165V163H33ZM43 164V163H42ZM62 164V163H61ZM60 164V165H61ZM83 164V163H82ZM95 164V163H94ZM172 164V163H170ZM243 164V162H242ZM11 165V164H10ZM14 165V164H12ZM79 165V164H78ZM104 165V164H103ZM22 166V165H21ZM26 166H28L26 164ZM24 166V167H26ZM30 166V164H29ZM70 166V165H69ZM72 166V164H71ZM105 166V165H104ZM145 166V165H144ZM143 166V167H144ZM169 166V165H168ZM6 167V166H4ZM23 167V166H22ZM34 167V166H33ZM36 167V166H35ZM93 167V166H92ZM132 167V166H131ZM163 167V166H162ZM170 167V166H169ZM185 167V166H184ZM240 167V166H239ZM2 168V167H1ZM30 168V167H29ZM58 168V167H57ZM82 168V167H80ZM79 168V170H80ZM96 168V167H95ZM108 168V167H107ZM168 169V167H166ZM177 168V167H176ZM246 168V167H244ZM6 169V168H5ZM32 169V167H31ZM35 169V168H34ZM33 169V170H34ZM72 169V168H71ZM74 169V168H73ZM90 169V168H89ZM93 169V168H92ZM98 169V168H97ZM110 169V168H109ZM146 169V166H145ZM166 169V171H167ZM171 169V168H170ZM173 169V168H172ZM175 169V168H174ZM173 169V170H174ZM16 170V169H15ZM18 170V169H17ZM28 170V169H27ZM38 170V169H37ZM108 170V169H107ZM125 170V169H124ZM141 170V169H140ZM153 170V169H152ZM178 170H179V166H178ZM243 170V169H242ZM248 170V169H247ZM20 171V170H19ZM36 171V170H35ZM63 171V170H61ZM97 171V170H96ZM102 171V170H101ZM109 171V170H108ZM144 171V170H143ZM165 171V170H164ZM176 171V170H175ZM174 171V172H175ZM26 172V171H25ZM29 172V171H28ZM31 172V170H30ZM78 172V169H77ZM94 172V171H92ZM105 172V171H104ZM146 172V171H144ZM153 172V171H152ZM173 172V171H172ZM248 172V171H247ZM16 173V172H15ZM27 173V172H26ZM25 173V174H26ZM37 173V172H36ZM67 173V172H66ZM90 173V172H89ZM111 173V172H110ZM165 173V172H164ZM17 174V173H16ZM34 174V173H33ZM101 174V173H100ZM115 174V172H114ZM170 174V173H169ZM5 175V172H4ZM8 175V174H7ZM9 174V178H10ZM24 175V174H22ZM73 175V174H72ZM83 175V174H82ZM87 175V174H86ZM94 175V173H93ZM109 175V174H108ZM113 175V174H112ZM146 175V174H145ZM149 175V173H148ZM152 175V173L150 174ZM155 175V174H154ZM178 175V174H177ZM18 176V175H17ZM16 176V177H17ZM76 176V175H75ZM80 176V175H79ZM92 176V175H91ZM101 176V175H100ZM106 176V175H105ZM114 176V175H113ZM8 177V176H7ZM32 177V176H31ZM56 177V176H55ZM67 177V176H66ZM88 177V176H87ZM86 177V178H87ZM90 177V176H89ZM95 178V175L93 176ZM97 177V176H96ZM134 177V176H133ZM144 177V176H143ZM4 178V177H3ZM2 178V179H3ZM8 178V179H9ZM41 178V177H40ZM84 178V177H83ZM99 178V175H98ZM103 178V176H102ZM126 178V177H125ZM6 179V178H5ZM15 179V178H14ZM32 179V178H31ZM34 179V178H33ZM44 179V178H43ZM78 179V178H77ZM85 179V178H84ZM91 179V178H90ZM108 179V178H107ZM135 179V178H134ZM140 179V178H139ZM42 180V179H41ZM73 180V179H72ZM80 180V179H79ZM93 180V179H92ZM109 180V179H108ZM116 180V179H114ZM148 180V179H147ZM149 180H151L149 178ZM194 180V179H193ZM10 181V180H9ZM21 181V180H20ZM28 181V180H27ZM26 181V182H27ZM30 181V180H29ZM35 181V179H34ZM39 181V180H38ZM89 181V180H88ZM118 181V180H117ZM115 181V182H117ZM137 181V180H136ZM142 181V180H141ZM140 181V182H141ZM195 181V180H194ZM4 182V181H3ZM13 182V181H12ZM25 182V181H24ZM42 182V181H41ZM44 182V181H43ZM107 182V181H106ZM1 183V182H0ZM11 183V182H10ZM16 183V182H15ZM23 182H21L22 184ZM92 183V182H91ZM96 183V182H95ZM118 183V182H117ZM116 183V184H117ZM131 183V182H130ZM139 183V182H138ZM153 183H155L153 181ZM188 183V182H187ZM13 184V183H12ZM24 184V183H23ZM114 184V183H113ZM15 185V184H14ZM17 185V184H16ZM20 185V184H19ZM39 185V184H38ZM66 185V184H65ZM135 185V184H134ZM1 186V185H0ZM51 186V185H50ZM71 186V185H70ZM90 186V185H89ZM117 186V185H116ZM121 189L122 185L120 186V184L118 185ZM118 186L116 187L118 189ZM137 186V185H136ZM193 186V184H192ZM7 187V186H6ZM39 187V186H38ZM41 187V186H40ZM43 187V186H42ZM55 187V186H53ZM57 187V186H56ZM67 187V186H66ZM69 187V186H68ZM88 187V186H87ZM92 187V186H91ZM129 187V185H128ZM127 187V188H128ZM139 187V186H138ZM31 188V186H30ZM34 188V187H33ZM100 188V186L98 187ZM110 189V186L108 187ZM113 188V187H112ZM123 188H125L123 186ZM122 188V189H123ZM13 189V188H12ZM41 189V188H40ZM39 189V192H40ZM43 189V188H42ZM52 189V188H51ZM85 189V188H84ZM88 189V188H87ZM93 189V187H92ZM107 189V187H106ZM119 189V190H120ZM121 189V190H122ZM131 193H132V186H131ZM11 190V189H9ZM45 190V189H44ZM47 190V189H46ZM49 190V189H48ZM54 190V189H53ZM52 190V191H53ZM65 190V189H64ZM63 190V191H64ZM89 190V189H88ZM98 190V189H97ZM102 190V189H101ZM124 190V189H123ZM122 190V191H123ZM23 191V190H22ZM25 191V190H24ZM23 191V192H24ZM38 191V190H37ZM56 191V190H55ZM68 191V190H67ZM115 191V190H114ZM125 191V190H124ZM128 191V190H127ZM9 192V191H8ZM20 192V191H17ZM32 192V191H31ZM46 192V191H45ZM89 192V191H87ZM91 192V189H90ZM101 192V191H100ZM111 192V191H110ZM121 192V191H120ZM119 192V193H120ZM126 192V191H125ZM124 192V193H125ZM137 192V191H136ZM25 193V192H24ZM23 193V194H24ZM36 193V192H35ZM103 193V192H102ZM122 194H124L123 192H121ZM134 193V192H133ZM16 194V192H15ZM20 194V193H19ZM33 194V193H32ZM41 194V193H40ZM54 194V193H53ZM56 194V192H55ZM63 194V193H62ZM68 194V193H67ZM91 194V193H90ZM101 194V193H100ZM118 194V193H117ZM121 194V195H122ZM128 194V193H127ZM126 194V195H127ZM135 194H132L133 197L138 196L139 197V192ZM29 195V194H28ZM27 195V196H28ZM85 195V194H84ZM102 195V194H101ZM105 195V194H104ZM125 195V194H124ZM131 195V194H130ZM19 196V195H18ZM26 196V195H25ZM24 196V197H25ZM41 196V195H39ZM59 196V195H58ZM111 196V195H110ZM109 196V198H110ZM117 196V195H116ZM123 196V195H122ZM129 196V195H128ZM38 196H36L37 198ZM49 197V196H48ZM52 197V196H51ZM55 197V196H54ZM53 197V198H54ZM57 197V196H56ZM67 197V196H66ZM74 197V195H73ZM3 198V197H2ZM45 198V197H44ZM64 198V197H63ZM72 198V197H70ZM76 198V197H75ZM91 198V197H90ZM99 198V197H98ZM104 198V197H103ZM117 198V197H116ZM130 197H128L129 199ZM136 200V197H134ZM224 198V197H223ZM20 199V198H19ZM23 199V198H22ZM22 199L20 201H22ZM39 199V198H38ZM42 199V198H41ZM40 199V200H41ZM46 199V198H45ZM55 199V198H54ZM58 199V198H57ZM112 199V198H111ZM110 199V200H111ZM133 199V198H132ZM143 199V198H142ZM213 199H215L213 197ZM7 200V199H6ZM32 200V199H31ZM101 200V199H100ZM100 200H98L97 202H100ZM120 200V199H119ZM131 200V199H130ZM19 201V200H18ZM43 201V200H42ZM54 201V200H53ZM58 201V200H57ZM61 201V200H60ZM69 201V200H68ZM73 201V200H72ZM80 201V200H79ZM124 201V200H123ZM145 202L144 200H141V202ZM221 201V200H220ZM220 201H218V204L221 205H225L224 203H221ZM56 202V200H55ZM70 202V201H69ZM91 202V201H90ZM102 202V201H101ZM108 202V201H107ZM134 202V201H133ZM138 202V201H136ZM33 203V202H32ZM40 203V202H39ZM78 203V202H77ZM82 203V202H81ZM87 203V202H86ZM131 203V202H130ZM139 203V202H138ZM68 204V203H67ZM99 204V203H97ZM142 204V203H141ZM144 204V203H143ZM142 204V205H143ZM46 205V204H45ZM62 205V204H61ZM60 205V206H61ZM72 205V204H71ZM94 205V204H93ZM96 205V204H95ZM101 205V204H100ZM140 205V204H139ZM138 205V206H139ZM140 205V206H142ZM83 206V205H82ZM91 206V205H90ZM226 206V205H225ZM81 207V206H80ZM93 207V206H92ZM99 207V206H98ZM86 208V207H85ZM95 208V207H94ZM99 209V208H98ZM178 209V208H177ZM97 210V209H96ZM153 210V209H152ZM92 211V209H91ZM175 211V210H174ZM178 210H176L177 212ZM175 212V213H176ZM179 213H181L180 211H178ZM151 213V212H150ZM125 214V213H124ZM134 214V213H133ZM155 213H152L151 215H153ZM184 214V213H183ZM183 214H180L182 217ZM129 215V214H128ZM126 215V216H128ZM132 215V214H131ZM130 215V216H131ZM76 216V215H75ZM80 216V211H79V215H77V217ZM92 216V215H90ZM134 216V215H133ZM185 216V214H184ZM101 217V216H100ZM99 217V218H100ZM96 218V217H95ZM103 218V217H102ZM105 218V216H104ZM107 218V217H106ZM183 218V217H182ZM78 221H84L85 222V226H87V228H90L92 226H95V223L98 222L97 220L91 219L89 222V219L87 218H76ZM131 220L134 221V217L131 218ZM155 220V219H154ZM88 222V223H87ZM135 222V221H134ZM133 222V228L134 231L136 233H142V231L138 228V224H134ZM154 222V221H153ZM187 223V221H185ZM155 223V222H154ZM157 223H159L157 221ZM191 223V222H190ZM98 224H102L106 227V231H109V229L113 228L112 222H109V220H101V222H98ZM192 224V223H191ZM131 226V225H130ZM190 226V225H189ZM122 228V227H121ZM189 228V227H188ZM192 228V227H191ZM193 230V229H192ZM156 231V229L154 230ZM168 233H175L174 238L179 241V242H183L184 239L181 235V231L179 228L177 227H173V228H167ZM162 233V232H161ZM160 233V231L155 232L154 235H150V237H153L155 239H161L162 238V234Z\"/></svg>",
	"mask_w": 264,
	"mask_h": 264
},
{
	"label": "snow or ice",
	"instance_id": "obj_3",
	"mask_svg": "<svg viewBox=\"0 0 264 264\" xmlns=\"http://www.w3.org/2000/svg\"><path fill=\"white\" fill-rule=\"evenodd\" d=\"M86 3H87V7L88 8H93L95 5L92 3V0H86ZM215 49H217V54L218 55H226L227 54V49L224 47L223 44H216L215 46ZM207 50H205L206 52Z\"/></svg>",
	"mask_w": 264,
	"mask_h": 264
}]
</instances>
